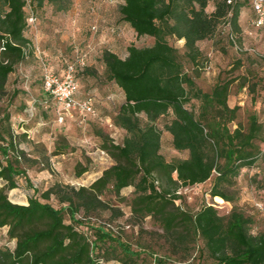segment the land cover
<instances>
[{
    "label": "trees",
    "instance_id": "trees-1",
    "mask_svg": "<svg viewBox=\"0 0 264 264\" xmlns=\"http://www.w3.org/2000/svg\"><path fill=\"white\" fill-rule=\"evenodd\" d=\"M35 1L39 6L44 2ZM47 1L57 11L66 9L64 0ZM210 1L120 3L116 23L129 24L137 36H149L153 43L144 47L128 45L125 58L109 49L96 54L106 78L124 93V102L112 123L124 129L126 135L121 144L103 145L114 163L90 185L75 187L56 182L41 193L46 200L53 195L61 207L42 202L35 195H26L27 204L9 198L8 190L22 186L17 181L20 175L25 179L23 189L30 184L23 170L9 159V152L15 162L26 158L16 141L25 134L13 135L8 127L1 130L9 115L0 118V154L5 159V163L0 160V227H7L8 237L15 240L13 249H0V264H108L103 257L93 255L96 241L91 239L110 238L105 226L93 228L97 234L93 237L87 225H80L81 216L110 208L103 197L107 193L118 196L128 186L134 187L132 215L153 218L171 246L199 236L212 264H264V232L251 234L252 219L234 204V197L220 188L221 183L238 176L245 167L255 166L259 154L263 159L262 150L255 144L263 117L260 123L251 116L246 131L241 126L230 131L226 123L235 119L239 107L228 105L229 83H217L210 92H204L197 88L183 62L185 58L193 69L200 66L203 53L199 42L209 39L221 21L220 31L233 45L232 29L241 30V0H215L214 10L208 13ZM245 1L252 10L250 0ZM25 8V0H0V97L6 92L9 75L34 50L25 35ZM169 37L183 42V55L168 41ZM93 56L77 70L78 81L89 69ZM192 99L199 101L197 115L186 106ZM47 101L42 99L45 104ZM168 115L164 129L172 136L175 150L188 152L186 158L167 161L160 153L161 130L157 121ZM63 152L56 147L52 155ZM86 170H77V176ZM213 175L210 195L233 203L227 215H220L208 204L195 213L175 205L181 185H201ZM65 214L69 222L65 221ZM116 258L119 261L110 263L125 264Z\"/></svg>",
    "mask_w": 264,
    "mask_h": 264
},
{
    "label": "rangeland",
    "instance_id": "rangeland-1",
    "mask_svg": "<svg viewBox=\"0 0 264 264\" xmlns=\"http://www.w3.org/2000/svg\"><path fill=\"white\" fill-rule=\"evenodd\" d=\"M241 1L244 3L241 11L245 13L243 17L241 13L239 16L241 30L232 29L240 49H236L226 34L221 33V21L214 34L199 43L203 53L199 67L193 69L183 58L185 70L194 77L197 88L202 91L210 92L217 83H229L230 107H239L235 119L226 123L230 131L237 126L246 131L251 116L261 123L264 107V27L257 29L252 25L254 13L245 0ZM122 2L64 0L66 9L57 11L47 0L41 6L35 0H30L29 6L25 8L27 16L34 14L37 18L25 31L34 50L9 75L6 92L0 97V118L9 115V120L2 122L1 130L8 127L13 135L25 134L16 141L17 148L26 153V158H19L15 162L12 152H9V159L23 170L30 184L23 189L25 179L21 175L17 178L22 186L19 190H8L13 202L27 204L24 195H35L42 202H49L59 208L62 204L53 195L46 200L41 198V193L56 182L75 187L88 186L114 163L103 145L121 144L126 135L121 127L109 124L124 102V93L106 78L103 64L96 54L104 49L101 43H110L109 38H116L123 43V50H126L127 44L144 47L153 43V38L137 36L129 25L118 29L113 27L117 26V9ZM214 2H209L206 9L208 13L214 10ZM93 26H96V30L92 29ZM168 41L183 55V42L173 37H169ZM89 47L94 56L89 69L79 77V96L97 97L96 108L101 118L98 121L89 118L81 120L76 112L72 117L62 113L43 88L46 69L61 72L65 61L75 57L77 50ZM208 64L211 66L210 71L205 69ZM42 99H47V103L42 102ZM186 106L195 115L198 114V100L192 99ZM140 117L145 121L144 115ZM169 118L168 115L157 121L161 130L160 153L167 161L186 158L188 152L175 150L172 136L164 129V123ZM261 124V131L255 141L260 150L264 148V123ZM56 147L64 149V152L52 155ZM0 160L5 163L1 154ZM256 163L255 166L245 167L238 176L220 185L222 190L234 197V204L252 219L250 233L253 235L264 232V215L255 206V202L264 201V157L262 159L259 154ZM81 168L87 170L77 176V170ZM257 168L261 170L259 174L256 173ZM214 181L213 175L210 181L201 185H181L178 188L180 199L175 205L195 213L208 204L216 208L220 215H227L233 203H220L210 195ZM133 195V186L124 188L118 196L107 193L103 198L108 201L110 208L81 216L83 224L80 225H87L93 237L97 236L93 228L98 226H105V232L110 235V238H91L96 241L94 256L103 257L108 264L119 261L116 257H120L125 264L213 263L199 236L173 247L153 218L133 216L130 209ZM65 221L69 222L66 214ZM14 246L15 240L8 237L7 227H0V249H13Z\"/></svg>",
    "mask_w": 264,
    "mask_h": 264
},
{
    "label": "built area",
    "instance_id": "built-area-1",
    "mask_svg": "<svg viewBox=\"0 0 264 264\" xmlns=\"http://www.w3.org/2000/svg\"><path fill=\"white\" fill-rule=\"evenodd\" d=\"M26 1V7L29 6L30 0ZM250 5L254 13L252 25L259 29L264 27V0H250ZM37 20L34 14L27 16V25L35 23ZM96 30V26L92 27ZM231 39L234 41L236 49H240L239 45L235 41V37L231 35ZM93 50H77L75 57H72L65 61V67L61 72H55L50 69H46L43 74V87L45 92L49 93L54 102L58 105L62 113H66L69 116H73L74 112L81 118V120L96 119L101 120L97 111V97L95 95L79 96V81L76 73L78 69L86 66L88 59L91 57ZM207 71L211 70V66L208 64L205 66ZM262 117L264 120V107L262 111ZM112 126V122L109 123ZM104 153V151H102ZM264 154V148L262 149ZM256 173H260L261 170L257 168ZM256 209L264 215V201L255 202Z\"/></svg>",
    "mask_w": 264,
    "mask_h": 264
},
{
    "label": "crops",
    "instance_id": "crops-1",
    "mask_svg": "<svg viewBox=\"0 0 264 264\" xmlns=\"http://www.w3.org/2000/svg\"><path fill=\"white\" fill-rule=\"evenodd\" d=\"M245 13H244V11H241V17H243V15H244ZM240 22V21H239ZM127 25H129V24H127V23H119V24H117V26L116 25H113V27H115V29H118V28H120V27H122V26H127ZM130 26V25H129ZM133 30V29H132ZM134 31V30H133ZM135 32V31H134ZM109 41H110V43H108V44H104V43H101L102 45H103V48L104 49H109L110 51H112V52H114V53H116V54H118L121 58H125L126 57V55H127V51L126 50H123V48H122V44L123 43H121L118 39H116V38H109L108 39ZM108 42V41H107ZM200 43V42H199ZM128 45H130V44H127L126 45V47L128 46ZM126 49V48H125ZM125 51V52H124ZM228 104H229V106H231V103H230V100H228ZM13 190H19L18 188H16V189H13ZM17 192V191H16ZM16 194V193H15ZM24 197H26V195H24Z\"/></svg>",
    "mask_w": 264,
    "mask_h": 264
},
{
    "label": "bare ground",
    "instance_id": "bare-ground-1",
    "mask_svg": "<svg viewBox=\"0 0 264 264\" xmlns=\"http://www.w3.org/2000/svg\"><path fill=\"white\" fill-rule=\"evenodd\" d=\"M214 199L217 200L220 203L224 202V200L221 197H218V196L214 197Z\"/></svg>",
    "mask_w": 264,
    "mask_h": 264
}]
</instances>
